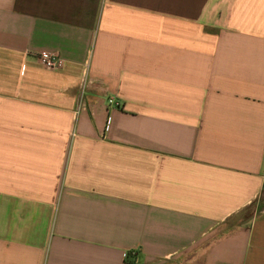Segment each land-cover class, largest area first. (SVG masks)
Segmentation results:
<instances>
[{
    "label": "crops",
    "instance_id": "0c3cea01",
    "mask_svg": "<svg viewBox=\"0 0 264 264\" xmlns=\"http://www.w3.org/2000/svg\"><path fill=\"white\" fill-rule=\"evenodd\" d=\"M263 200L264 0H0V264H264Z\"/></svg>",
    "mask_w": 264,
    "mask_h": 264
},
{
    "label": "built area",
    "instance_id": "2783aa9c",
    "mask_svg": "<svg viewBox=\"0 0 264 264\" xmlns=\"http://www.w3.org/2000/svg\"><path fill=\"white\" fill-rule=\"evenodd\" d=\"M32 56L38 61L40 65H42L45 68L58 70L62 67L63 60L58 55L53 54L48 51H41L32 54ZM107 103L109 106L120 108L121 104L114 100L113 98H109L107 100Z\"/></svg>",
    "mask_w": 264,
    "mask_h": 264
},
{
    "label": "rangeland",
    "instance_id": "374dc122",
    "mask_svg": "<svg viewBox=\"0 0 264 264\" xmlns=\"http://www.w3.org/2000/svg\"><path fill=\"white\" fill-rule=\"evenodd\" d=\"M263 204H264V200H263Z\"/></svg>",
    "mask_w": 264,
    "mask_h": 264
}]
</instances>
